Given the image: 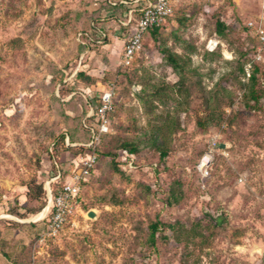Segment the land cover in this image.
<instances>
[{
	"label": "rangeland",
	"instance_id": "obj_1",
	"mask_svg": "<svg viewBox=\"0 0 264 264\" xmlns=\"http://www.w3.org/2000/svg\"><path fill=\"white\" fill-rule=\"evenodd\" d=\"M103 7L0 0V264H264V0H175L127 68L128 29ZM96 17L107 40L85 54L79 33ZM161 48L181 57L180 72ZM110 81L111 133L82 202L59 235L40 242L49 150L61 135L83 141L84 97ZM124 142L138 149L134 168L107 155ZM155 220L174 228L152 239Z\"/></svg>",
	"mask_w": 264,
	"mask_h": 264
},
{
	"label": "built area",
	"instance_id": "obj_2",
	"mask_svg": "<svg viewBox=\"0 0 264 264\" xmlns=\"http://www.w3.org/2000/svg\"><path fill=\"white\" fill-rule=\"evenodd\" d=\"M174 2L175 0H106V3L111 6L119 4L125 8L123 20L117 23L120 29H128L120 54V66L129 67L132 65L135 56L142 48L145 33L162 25L172 15ZM91 23L93 24V22ZM96 29L100 34L103 30L100 23L96 25ZM258 38L260 42L264 43V29H258ZM101 42V40H97L96 43ZM88 53V51L85 52V54ZM83 58L84 54H81L80 61ZM251 68L249 64L245 69L248 77ZM76 72L77 69L72 72V76L76 75ZM114 97L112 84L104 85L101 90L89 96L90 104L82 121L83 127L90 134L88 142L84 145L89 151L76 156L66 153L67 159L64 163L56 164L55 170L52 166L49 168V176L44 181L47 205L39 213L41 215L35 218L36 222L40 221L44 225L39 235L40 242L56 237L75 213L81 184L88 182L91 178L97 163V147L102 136L109 131V116L114 110ZM65 142L69 146L81 145L70 144L67 138ZM127 166L132 168V163L129 162ZM200 171L203 175L208 174L205 164L200 166Z\"/></svg>",
	"mask_w": 264,
	"mask_h": 264
},
{
	"label": "trees",
	"instance_id": "obj_3",
	"mask_svg": "<svg viewBox=\"0 0 264 264\" xmlns=\"http://www.w3.org/2000/svg\"><path fill=\"white\" fill-rule=\"evenodd\" d=\"M173 8H174V4H173ZM103 11L106 14L107 13L110 14V18L112 20H114L116 23H119L120 21L123 20V14H124L125 8L122 5H119V4H117L116 6H111V5L106 3V7H103ZM100 20H101L100 17H96V18L92 19L90 21V23H89L88 28L86 30L81 31L79 33V39H80V42L82 43L84 51L90 50V48L96 46L97 40H101L103 42H105L107 40V36L104 33V31L101 30V33L98 34L99 31L96 29V25L99 23ZM91 22H93V24ZM162 25H160L158 27H154V28L148 30L147 33H145V35L151 34L152 37L156 40L158 32H159L160 27ZM216 26H217V30H218L219 33H221V31L225 29L224 25L220 21H217V25ZM145 35H144V37H145ZM142 45H143V42H142ZM159 52L163 56V58L166 60V62L169 65L170 68H172L173 70H175L177 72L178 71L180 72L183 69L182 68V64H181V57L178 54L171 52L167 48H161L159 50ZM123 68H127V67H123ZM256 72H257L256 68H253V70L251 68V73L249 75L248 80L250 82L249 95L257 103L258 100H259V95H258V93H257V91L255 89V85H256V81H257ZM81 75L82 74L80 72H78L76 74L77 77L81 76ZM109 84H112V86L114 88V92H115L116 88H117V85H116L115 81H110ZM114 95H115V93H114ZM84 101H85L84 102L85 111H84V114H83V116H82V118L80 120V131H81V135L83 136L84 139H83V141L80 142V141H73L74 139H71L68 134L59 136L58 140L53 143V147L49 150V160H50V163L52 165L53 170H55V165L56 164H60L61 163V154L69 153L71 156H76L78 154H85V153H87L89 151V149L87 147H85L84 145L88 142L90 134H89L88 130L83 127L82 121L85 118V115L87 113L90 101H88L85 97H84ZM114 109H115V97H114ZM113 112H114V110H113ZM112 113L110 114V116L112 115ZM110 116H109V119H110ZM197 125H199L200 127H203L204 124L201 121H198ZM110 133H111V130H110V126H109L108 133L104 134L102 136L101 141H100V143H99V145L97 147V150H96L97 162H98V160L100 158V155L102 153L101 148L104 145V143L107 141L108 136L110 135ZM66 138L68 139V142L70 144L77 143V144H81V145H78V146L66 145V142H65ZM137 151H138V149L133 143L124 142L115 151L107 152V155L111 157V161H112V163H113V165L115 167L119 168L121 166H127L128 163L131 162L132 166L134 168L135 163H136V162H134V159H136L135 154L137 153ZM121 155L125 156V161H123V162L116 161L117 156H121ZM165 155H166L165 153H161L162 157H164ZM88 182L81 184L80 193H79V199H78V206L82 202V189H84V187L86 186V184ZM42 189L44 190V194H45L44 185H43ZM54 192H55V189H54ZM167 204L168 205L171 204L169 200L167 201ZM224 221L225 220L222 219V217H218L217 218V223L219 225L222 224ZM162 228L163 229L166 228V229H169V230H173L174 227L171 224L161 222L160 220H155V222H153L149 226L151 238L154 239L156 233H158Z\"/></svg>",
	"mask_w": 264,
	"mask_h": 264
},
{
	"label": "water",
	"instance_id": "obj_4",
	"mask_svg": "<svg viewBox=\"0 0 264 264\" xmlns=\"http://www.w3.org/2000/svg\"><path fill=\"white\" fill-rule=\"evenodd\" d=\"M221 147H223V145H221ZM87 216H88L89 218H94V217H95V213H94L93 211H89V212L87 213Z\"/></svg>",
	"mask_w": 264,
	"mask_h": 264
},
{
	"label": "crops",
	"instance_id": "obj_5",
	"mask_svg": "<svg viewBox=\"0 0 264 264\" xmlns=\"http://www.w3.org/2000/svg\"><path fill=\"white\" fill-rule=\"evenodd\" d=\"M118 42V41H117ZM119 44V43H118ZM101 90V88H98L97 91Z\"/></svg>",
	"mask_w": 264,
	"mask_h": 264
},
{
	"label": "bare ground",
	"instance_id": "obj_6",
	"mask_svg": "<svg viewBox=\"0 0 264 264\" xmlns=\"http://www.w3.org/2000/svg\"><path fill=\"white\" fill-rule=\"evenodd\" d=\"M43 214V213H42ZM41 214H38L37 217H39Z\"/></svg>",
	"mask_w": 264,
	"mask_h": 264
}]
</instances>
